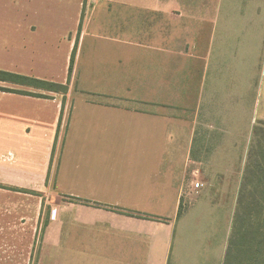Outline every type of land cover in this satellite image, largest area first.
<instances>
[{"label": "crops", "instance_id": "obj_1", "mask_svg": "<svg viewBox=\"0 0 264 264\" xmlns=\"http://www.w3.org/2000/svg\"><path fill=\"white\" fill-rule=\"evenodd\" d=\"M74 53L66 99L0 80V264L38 235L42 264H225L264 0H0V71L66 84Z\"/></svg>", "mask_w": 264, "mask_h": 264}, {"label": "trees", "instance_id": "obj_2", "mask_svg": "<svg viewBox=\"0 0 264 264\" xmlns=\"http://www.w3.org/2000/svg\"><path fill=\"white\" fill-rule=\"evenodd\" d=\"M83 19L80 25V32ZM75 65V53L71 59L70 78L68 83L61 84L17 76L0 71V80L7 82L25 83L38 90H45L62 95L66 99L71 76ZM1 91L28 94L23 91H13L0 88ZM31 96L48 98L40 94ZM250 173L246 175L240 192L235 233L230 239V246L225 264H264V143L254 144L250 161ZM25 192V191H23ZM28 193V192H27ZM36 194L37 192H31Z\"/></svg>", "mask_w": 264, "mask_h": 264}, {"label": "rangeland", "instance_id": "obj_3", "mask_svg": "<svg viewBox=\"0 0 264 264\" xmlns=\"http://www.w3.org/2000/svg\"><path fill=\"white\" fill-rule=\"evenodd\" d=\"M42 241H43V235H38V242L36 243L37 245H35L34 251H33L32 264H42V263H40V258L42 256V252H41Z\"/></svg>", "mask_w": 264, "mask_h": 264}, {"label": "built area", "instance_id": "obj_4", "mask_svg": "<svg viewBox=\"0 0 264 264\" xmlns=\"http://www.w3.org/2000/svg\"><path fill=\"white\" fill-rule=\"evenodd\" d=\"M202 187V184L201 183H194V188L195 189H200Z\"/></svg>", "mask_w": 264, "mask_h": 264}]
</instances>
